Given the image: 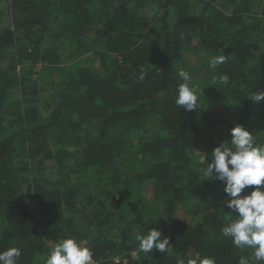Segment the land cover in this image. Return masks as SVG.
Segmentation results:
<instances>
[{"label":"trees","instance_id":"1","mask_svg":"<svg viewBox=\"0 0 264 264\" xmlns=\"http://www.w3.org/2000/svg\"><path fill=\"white\" fill-rule=\"evenodd\" d=\"M180 68L194 111L175 105ZM256 90L264 0H0V251L44 264L75 238L95 264H237L249 252L222 236L231 214L201 157L238 124L264 142ZM148 228L173 253L138 252Z\"/></svg>","mask_w":264,"mask_h":264},{"label":"clouds","instance_id":"2","mask_svg":"<svg viewBox=\"0 0 264 264\" xmlns=\"http://www.w3.org/2000/svg\"><path fill=\"white\" fill-rule=\"evenodd\" d=\"M224 54L212 56L208 60L210 69H217L226 62ZM177 77L181 83L175 92V105L186 111L200 108L197 90L191 86L192 76L180 68ZM143 77L141 76V79ZM219 84L226 86L230 77L219 75ZM216 84V80L212 81ZM253 102L264 101V91L249 94ZM230 142H221L210 153L206 166L201 157V171L209 179L223 184V208H227L231 218L221 228V234L232 246L248 255H239L237 264H264V142H257L252 132L242 125L230 129ZM139 241L137 251L152 253L153 249L173 253L170 238L157 228H148L136 236ZM19 247H8L0 251V264H19ZM93 252L75 238H61L44 258V264H93ZM176 264H216L215 258L192 252L176 256Z\"/></svg>","mask_w":264,"mask_h":264},{"label":"rangeland","instance_id":"3","mask_svg":"<svg viewBox=\"0 0 264 264\" xmlns=\"http://www.w3.org/2000/svg\"><path fill=\"white\" fill-rule=\"evenodd\" d=\"M188 65H189V67H191V66H192V63H190V62H189V64H188ZM188 72H189V73H190V75H191V73H192V72H191L190 70H188ZM191 76H192V75H191ZM192 78H193V77H192ZM219 106H220V105L216 103V108H215V110H218ZM138 252H139V251H138ZM138 252H136V253H138ZM136 255H137V254H136ZM93 264H95V262H94V261H93Z\"/></svg>","mask_w":264,"mask_h":264}]
</instances>
